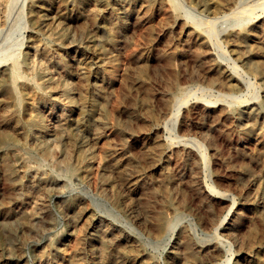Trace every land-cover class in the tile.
Segmentation results:
<instances>
[{"label":"bare ground","instance_id":"obj_1","mask_svg":"<svg viewBox=\"0 0 264 264\" xmlns=\"http://www.w3.org/2000/svg\"><path fill=\"white\" fill-rule=\"evenodd\" d=\"M92 1H95L102 11L100 28L108 33V39L95 53L93 52L92 78L85 72L79 73L80 79L87 83L85 88H88L81 90L76 98L72 95L73 76L69 63L65 61V50L67 46H74L70 30L84 19ZM239 1L230 0L232 3L229 4L223 0H198V5L205 15L222 18L227 22L236 16V10L232 7ZM37 3L34 1L31 5L33 30L29 50L22 59L16 57L2 61L11 60V63L0 72V172L13 184L14 190L23 192L20 201L0 207V217L18 221L25 228L34 226L35 219L42 210L39 206L41 196L56 179L43 170H28L25 176L20 178L15 160L22 157L29 167L30 160L25 156L26 153L36 151L45 158L57 159L58 151L69 165V174L85 182L92 178L95 170L104 173L108 168L118 170L123 166L124 176L130 174V151L134 139L125 138L126 127L114 129L123 141L122 147L116 150L112 146L114 144L109 143L108 136L112 118L111 108H108L112 96L111 84L120 66L118 46L129 26L134 25L136 28L139 23L148 24L153 12L162 13L166 21L165 29L179 27L178 44L182 49L173 50V54L183 58V52L188 53L194 57L197 64H207L205 72L202 73L199 69L193 71L189 75L190 81L208 82L211 87L225 92V95L240 93L244 89L242 80L216 61L206 31L200 26L192 25L177 13L179 7L175 0H73L71 7L58 11L51 21L44 8L36 6ZM2 4L0 0V6ZM83 32L85 33L84 30ZM87 36L88 42L93 41L91 36ZM222 41L245 72L258 78L262 99L252 106L222 108L216 114V111L212 114L210 108H204L201 113L196 112L204 120L201 126L196 127L197 135L213 149L217 157L218 149L213 140L215 136L212 137L211 134L224 132L222 126L225 125L235 133L237 139L233 142L234 153L246 165L239 170V179L249 182V185L251 183L255 192L243 194V203L239 209L234 210V206L228 203L220 216L212 217V202L216 197L209 195L201 185L200 159L191 151L178 154L174 159L175 171L170 173V165L173 164L167 150L162 148L159 140L145 139L139 149L149 157L151 167L161 168L164 183L183 185L193 193L201 211L208 216L207 220H201V224L205 225L210 233L215 234L214 243L203 245L193 237L188 228H182L176 233L170 246L167 264H264V18L252 24H233L225 30ZM52 44L56 49L52 48ZM73 61L75 62L74 59ZM77 65L80 67L85 63L77 61ZM90 91L92 94L88 95ZM185 95L186 90L176 84L166 94V110L163 116L173 120L175 124L182 116V123L192 127L193 119H196L193 116L196 114L188 112L183 116L182 113L183 106L187 103ZM74 108L76 110H73ZM126 114L129 119L135 116L134 111H128ZM84 123L86 126L82 128ZM50 126L54 135L63 139L64 146L47 144L45 137ZM196 139L190 141H197ZM98 145H102L100 155L96 153ZM252 167L257 169V172L252 171ZM136 178L135 181L130 180V191L140 196L141 211L152 234L164 237L170 230L169 217L163 211L154 213L150 204L143 201L146 181L142 175ZM105 180L108 181L107 178ZM210 190L220 194V191L213 188ZM102 193L107 194V189L102 188ZM173 195L171 192L168 194V207L173 205ZM78 201L80 200L63 202L62 205L73 210L75 203H78L79 208L74 210L73 219L80 225L79 231L61 235V238L68 236L76 241L77 247L72 251L67 248L61 250L54 240L49 248L55 249L52 250L55 252L54 259H50V250H44L40 255V264H85L86 251L91 252L90 263L86 264H159L154 257L139 249L135 241L123 235L119 228L99 220L90 208L84 207ZM113 202L118 205V198H114ZM130 251L137 252L134 253L133 260L128 258L133 256L129 254ZM0 264H6L2 255Z\"/></svg>","mask_w":264,"mask_h":264},{"label":"rangeland","instance_id":"obj_2","mask_svg":"<svg viewBox=\"0 0 264 264\" xmlns=\"http://www.w3.org/2000/svg\"><path fill=\"white\" fill-rule=\"evenodd\" d=\"M34 1L38 2L36 6L44 8L49 21L58 11L73 5V0H65V2H61V0H1L3 4L0 6V62L16 57L22 59L23 55L29 50L31 45L30 36L33 30L31 5ZM175 1L179 7L177 13L184 20L192 25L200 26L206 31L216 61L234 73L237 78H240L244 84V89L240 93L230 95L226 92L225 95V92L211 87L208 82L190 81L189 75L193 71L205 72L207 64L205 63L202 66L197 64L198 62L193 59L194 57L190 53L191 57L188 53L183 52V58L176 57L173 54L177 48V50L182 49L181 45L178 44L179 27L174 26L171 30L165 29L166 21L162 13L153 12L148 24L139 23L136 28L134 25V27L129 26L123 33L122 43L118 46L120 66L116 72V78L111 84L112 96L108 108H111L112 118L109 124L108 136L109 143L114 144L112 146L116 150L122 147L123 141L113 131L114 129L121 126L126 127L124 130L125 138L134 139L133 149L131 147L130 151V174L124 176L125 169L123 166L118 170L108 168L104 173L95 170L92 178L85 182L69 174V165L64 156L61 157L58 151L59 157L57 159L45 158L36 151L26 153L25 156L30 160L29 167L24 158L21 157L15 160L20 178L25 176V172L28 170L30 172L43 170L56 179L55 183H52L50 187L48 186L41 196L39 206L42 210L37 215L32 228H25L18 221L0 217V255H2L6 264H40L41 252L47 249L50 250L49 248L54 240L57 241L56 246L61 250L67 248L72 251L75 249L77 247L76 241L68 236L61 238V235L79 231L80 225L73 219L74 210L79 208L78 203H75L73 210L67 209L62 203L77 199L80 200L78 201L79 204L90 208L99 220L119 228L123 235L127 236L129 240L135 241L139 249H143L148 255L154 257L159 264H167V255L175 235L184 227L188 228L193 237L201 244L214 243L216 241L215 234L210 233L205 225L201 224V220L203 218L207 220L208 216L201 211L193 193L183 185L173 186L164 183L161 168L151 167L149 157L139 149L145 139H157L162 144V148L167 150L168 156H171L172 162L171 160L170 162L173 164L170 165V173L175 171L176 160L174 159L178 154L191 151L200 159L199 180L201 185L203 188L205 187L204 189L209 195L216 197V200L212 202V204L214 203L212 217L220 216L223 209L229 204L234 206V210L239 209L243 203V194H253L255 192V188L251 183L249 185V182L240 181L239 179V170L246 165L234 153L233 142L237 139L235 133L225 125L222 126L224 132L218 133V131H215L217 134H211L212 137L215 136L213 140L218 149V155L215 157L213 149L197 135V128L204 123V120L196 112L201 113L204 108H210L211 113L214 114L216 111V114L222 108L232 109L252 106L262 99L258 78L246 73L230 55L228 48L222 41V37L225 30H228L233 24L246 22L252 24L264 18V0H240L232 7L233 10H236V16L227 22H224L222 18L209 17L202 13L199 9L198 0ZM223 1L228 3L230 0ZM88 9L89 11L85 14L84 19L70 30V37L71 41H74V46L72 48L67 46L65 50V61L69 63L73 76L71 78L72 95L76 98L81 90L88 88L87 86L85 88L87 83L80 79L79 73L85 72L92 78L93 55L96 49L108 39V33L100 28L102 21L100 7L95 1H92L88 5ZM87 34L93 38V41L88 42ZM52 48L56 49L54 44H52ZM125 54H128L127 59ZM135 56L137 57L135 58ZM77 61H81L85 65L79 67ZM10 63L11 60L2 62L0 72L7 68ZM176 84L186 90L184 99H187V103L183 106V116L188 112L196 114L193 116L196 118L193 119V128L182 123V116L176 124L173 120L166 119L163 116L166 110V94ZM89 94L91 95L92 91ZM73 110H76V108ZM125 111H134V118L129 119ZM85 126L84 123L82 128ZM49 128L45 137L47 144L63 145V139L54 135L51 126ZM192 139L197 141H190ZM218 142L219 144H217ZM101 146L96 147L97 155L101 154ZM98 149L100 152H98ZM252 171L257 172V169L252 167ZM139 175H142L146 181L143 201L150 204L154 213L163 211L169 217L170 230L164 237L152 234L141 211L140 196L132 194L130 191V183L135 181ZM106 178L108 179L107 182ZM224 181L226 183H223ZM102 188L107 189L108 193L103 194ZM211 188L220 191V194L211 192ZM169 192L174 194L171 207H168L166 203ZM152 197L153 199H151ZM22 198L23 192L14 190L13 184L4 173L0 172V207L13 204ZM114 198H118V205L114 204ZM217 211L219 212L217 213ZM261 231L260 229L259 233ZM52 250L55 251V249ZM52 250L49 251L51 260L55 257V252ZM134 253L137 252L130 251L129 254H133V256L131 255L128 258L133 260ZM90 255L91 252L86 251L84 262L90 263Z\"/></svg>","mask_w":264,"mask_h":264}]
</instances>
